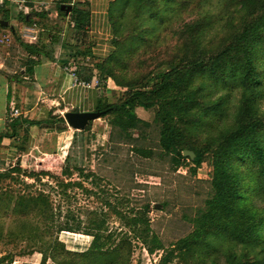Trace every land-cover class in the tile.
<instances>
[{
    "label": "rangeland",
    "instance_id": "374dc122",
    "mask_svg": "<svg viewBox=\"0 0 264 264\" xmlns=\"http://www.w3.org/2000/svg\"><path fill=\"white\" fill-rule=\"evenodd\" d=\"M43 1L47 0H25L23 6L32 9L33 18L36 10H43ZM64 1L71 3V0H57L47 8L57 10L59 4L68 5L63 3ZM108 1L75 2V7L87 10L88 14L87 19L79 20L77 28L73 23L74 14L70 15L74 10L70 4L72 10L65 12L68 18L59 15L53 20L42 19L37 28H44L45 31L47 28L46 32L41 31L42 38L59 45L61 52L64 49L67 51L72 59L68 62V68L77 74L78 79L83 76L85 79L87 76H95L93 86L99 88V100L92 112H101L104 106L108 105L117 108L125 100L134 98L135 103L140 102L148 106L147 109H134L137 118L148 125H138L135 130L130 131L128 137L115 124V119L120 113L118 110H111L79 131L62 125V120L57 118L63 117V114L55 109L57 111L47 117L55 124L50 129L52 134L45 138L40 150L48 153L50 157H44L46 159H42L41 164H38L39 160L23 161L18 155L34 147V143L43 138L42 128L34 131L25 128L19 131V135L15 136L19 139H11V145L17 149L16 153L7 156L0 150V264H40V253L46 252L47 242L55 243L54 231L48 235L46 241L38 218L32 216L34 212L22 209L26 208L24 203L20 206V212L13 211L16 202H26L41 192L49 193L53 206L59 209V214L55 216L57 222L80 226V231H74L76 233L59 234V241L65 250L73 253L87 251L93 242L89 235L95 234V231L89 232V228H96V224H101V231L96 233L99 234L96 239L98 247L110 248L119 240L125 239L131 243L128 245L132 251L130 264H157L161 252L147 254L141 240L128 227L129 222L140 217L145 208L149 207L147 216L151 231L165 247L169 248L187 236L192 231L194 217L207 210L208 202L216 194L211 185V178L214 161L219 152L218 147L223 145L229 132L233 133L241 124L253 120L245 112L247 100L241 89L220 86L212 102L202 101L212 89L209 81L207 86L202 85L204 77L194 78V74L199 72L196 63L198 64L202 56L204 59L213 57L215 52L206 54L202 47L197 49L195 45L197 37H202L210 47L216 43L226 45L227 30L232 29V24L240 19L242 23H252L262 11L264 0H143L142 3L146 5L148 12L138 23L141 24L140 28L133 33V36H136L141 32L142 45L134 54H126L120 58L111 70L123 86H116L113 80L114 85L111 81L108 83L107 78L100 76L97 65L110 58L115 50L114 42L124 46L120 42L131 35L125 34L116 38L111 28L107 30L108 24L90 29V10H106ZM21 8L22 4L8 1L0 8V19L7 16L8 19L13 18L18 22L15 43H8V39H4L8 44H0V51L4 50L6 61L9 59L7 64L11 71L25 67L22 66L26 62H22L23 59L30 62L27 53L18 52L22 48L20 44L29 40L22 33L21 23L25 22L23 13H19ZM136 13L137 10H134L133 15ZM153 25L156 30L149 37L142 33ZM234 32L236 30L231 32V38ZM263 37L264 33L255 47L252 60L260 78H264ZM43 51L44 56L51 59V53H58L59 49L52 47ZM231 54L235 59L232 64L241 65L240 56ZM12 57L15 59H11ZM39 60L37 57V62ZM84 63L87 65H83ZM65 67L67 65H64ZM104 68L108 69V65ZM172 72L176 79L173 82L181 92L174 99L176 104L167 107V99L163 96L161 88L172 81L166 79ZM183 76L184 82L180 80ZM78 87L85 89L82 85ZM187 88L189 90L185 93ZM138 90L146 92V97L134 96ZM252 91L253 94L251 93L248 99L255 102L259 90ZM16 92L15 95L22 102L18 95L21 96L23 91L19 88ZM80 98L81 94L76 93L75 99ZM68 108V112L79 110L78 106ZM223 108H229L224 123L229 126L228 129L223 127L220 118L214 117V114ZM160 112L163 116L186 114L184 118L174 115L177 130L174 143L177 152L173 154H168L162 149L161 121L158 120ZM43 113L42 116L46 115L47 111ZM22 116L18 119H24ZM259 119L263 125L264 100L259 105ZM12 120L14 119L10 117L8 107L6 124H11ZM199 121L206 122L207 126L203 131L197 126ZM19 128L21 129L22 125H19ZM5 134H9V130ZM260 134H263L261 141H264V131L260 130ZM185 151L193 153V157L185 155ZM56 152L59 154L56 155ZM67 156L65 176L62 170ZM195 157H199L198 163L194 160ZM12 168H20V171L13 172ZM242 171L243 168H240V172ZM245 174L246 172L243 173ZM56 182L60 185L57 186ZM67 183L70 187L63 193L60 187ZM156 206L159 207L155 208ZM235 206L239 213H251L256 216L255 219L264 218V203H260L257 198L252 202L241 200ZM46 256H50V251H47ZM243 256L244 253L239 257L240 261L244 260ZM187 257L191 263L204 264L197 251L189 252ZM57 259L63 263L62 253ZM69 260L72 261L71 257ZM77 261L75 257L73 264ZM45 264L54 263L46 258ZM171 264L185 263L181 259H174Z\"/></svg>",
    "mask_w": 264,
    "mask_h": 264
},
{
    "label": "trees",
    "instance_id": "16d2710c",
    "mask_svg": "<svg viewBox=\"0 0 264 264\" xmlns=\"http://www.w3.org/2000/svg\"><path fill=\"white\" fill-rule=\"evenodd\" d=\"M142 2L143 0H114L108 6L107 18L112 33L116 38H121L125 34L131 35L130 38H126L123 42H120L124 46H119L118 42H114L115 50L112 52L110 58L97 65L100 76L107 79L110 78L116 83V86L123 85L120 84V79H117L111 70L119 62L120 58L122 59L126 54H134L142 45L141 32L133 36V33L140 28L141 24L138 23L145 18V14L148 12L145 9L146 5ZM63 3L68 4L66 6L70 4L66 1ZM61 6H64V4H59L56 11L58 15L62 16L66 13L65 10L61 9ZM72 9V11L70 10V15L74 14L73 23L77 28L79 20L84 21L88 18L87 10H79V7L77 8L74 5ZM134 10H137L135 15H133ZM34 15L41 20L44 17L40 13ZM29 19H31V14L23 16L26 24ZM0 21L9 22V19L6 16V18L0 19ZM263 22L264 4L262 11L252 23H242V19H240L235 24H232V29L227 30L228 36L225 38V41L228 42L226 45H223L224 43H216L215 46L210 47L205 44L202 37H197L195 45L197 49L202 47L206 54H210L212 51L215 52L213 57L210 56L204 59L202 56L198 64L196 63V69L199 72L194 74V78L204 77L205 81L202 85L207 86L206 84L209 81L210 88L212 89L211 92L205 95L202 101L204 103L208 101L212 102L220 86L241 89L243 91L242 95H245L244 97L247 100L245 112L253 120L248 121L246 124H241L233 133L229 132V136L223 142V145L218 147L219 152L214 161L211 178V185L214 187L216 194L208 202L207 210L194 217L192 231L187 236L170 245L169 248L165 247L161 240L151 231L150 221L147 216L149 207L145 208L140 217L129 222L128 227L141 240L143 249L147 254L154 255L157 252H161L157 264H171L174 259H181L185 264H196L197 262L191 263L187 257V254L191 251L199 252L204 264L206 262L210 264H264V218L259 217L255 219L256 216L251 213H239L237 212L238 208L235 206L238 202L245 199L252 202L257 198L260 203H264V141H261L263 134H260V130L264 131V124L261 125V120L259 119V105L264 100V78H260L257 75L252 63L255 56L254 52L256 51L255 47L261 41V34L264 33ZM0 28L4 27L0 26ZM155 30L156 27L153 25L150 26V29L146 28L142 33L149 37ZM233 30H236V32H234L231 38ZM20 46L30 56L40 57L44 55V46L39 47L26 43L20 44ZM231 53H236L240 56L241 65L232 64V61L235 59ZM37 63L31 61V65L33 66ZM105 65H108V69L104 68ZM26 71L32 73V69L27 68ZM173 75L172 72L168 74L167 78L165 77L168 81H172L167 86L161 88L163 96H166L167 99V107L176 104V100L174 99L181 92L173 82V80H176ZM184 77L180 79L182 82L185 81ZM189 88L185 90V93L188 92ZM252 90H259L255 102L248 99L253 92ZM134 96L144 98L146 97V92L138 90L134 93ZM135 102L134 98H130L117 108L108 105L104 106L105 108L101 111L103 114H108L111 110H118L120 114L115 119V124L128 137H130V131L135 130L138 125H148L137 118L134 112L135 107L147 109L148 106L144 103ZM228 110L229 108H223L214 114V117L220 118L221 124L225 129L229 128L228 125H224ZM241 114H243V109ZM174 115L182 118L186 117V114H166V116H163L162 112L158 114V120L161 121L160 142L162 143L163 151L168 154L177 152L174 143L177 133ZM197 123L198 128L202 129V131L207 126L205 121ZM19 125L40 127L41 122L23 118L21 120L18 118L12 120L11 124H9L12 130L11 135H9L10 138L17 134V131L20 129ZM195 130L198 131V129ZM67 160L68 156L64 161V168L62 170V174L65 176H67V165H65ZM194 160L198 163L199 157H195ZM240 168H243L242 172H240ZM12 169L13 172L20 171V168ZM244 172H246L245 175H243ZM56 185L58 186L60 183L56 182ZM69 187L70 184L67 183L63 184L60 188L65 193ZM23 203L26 208L22 209L34 212L33 218H38L39 226L46 236V241L52 231L56 235L55 243L51 244L47 242L48 248H46V252L40 253L42 255L40 264H45L46 258L54 264H73L75 257L78 260L75 264H130L132 251L130 246H128L131 245L128 240H119L117 244L110 248L101 249L98 247L96 239L99 234L96 233L101 231V224H96L94 226L96 228H89L90 230L88 231H95V234L89 235L93 238V242L91 244L92 247L87 251L73 253L65 250L59 241V234L62 232L76 233L74 231H80V226L55 220L59 209L53 206L49 193L41 192L37 197L26 202H16L13 206V211L16 213L20 212V206ZM47 251H50L49 257L46 256ZM61 253L63 263L57 259ZM242 253H244V260L240 261L239 257ZM70 257L72 261L69 260Z\"/></svg>",
    "mask_w": 264,
    "mask_h": 264
},
{
    "label": "crops",
    "instance_id": "0c3cea01",
    "mask_svg": "<svg viewBox=\"0 0 264 264\" xmlns=\"http://www.w3.org/2000/svg\"><path fill=\"white\" fill-rule=\"evenodd\" d=\"M54 1L56 2L57 0H47L42 2L44 7L41 14L44 15V21H47L46 18L53 20L57 19L59 16L56 10H49V8H47L48 5L52 4ZM112 1L114 0L108 1L106 10L98 8H92V10H90L92 13L89 15L91 30L94 29L95 26L101 27L104 24L109 25L106 12L108 10L109 3ZM19 13H21V11ZM68 17L69 16L65 14L64 18ZM16 24H18L16 19L10 18L8 22L9 28H7L8 26L6 28H0V44L5 45L8 43H15L14 38L18 33L16 30ZM21 25V28H23L22 33L25 37V29H28L29 26L27 24L25 25L23 22ZM108 25L107 30L110 29V26L108 28ZM52 28L55 29V27ZM95 30L98 31V29ZM41 31H45V29L37 28L33 34L35 39L32 41L27 40L25 43L29 45H37L39 47L44 45V50H47V48L51 49L52 47L59 49L58 53H51V59H48L42 55L39 57L40 60L38 63L33 66L31 65V61L37 62V57L28 55L30 62H27V60L24 59L22 60V62L26 61L25 65L22 64V66L25 67L19 68L18 71H11L9 69V65L7 64L9 59L6 61L5 57L3 56L4 50L0 51V150L3 151L2 153H6L7 156L13 155V152L16 153L17 149L14 145H11V139L17 138L15 136L17 134L19 135V131H23L25 128L29 129L30 131L42 128L41 130L44 132L43 138L39 141H36L34 143V147L27 149L21 153V155H18V157H21L23 161L30 159L39 160L38 164H41L40 162L42 159H46L44 157H50L48 153L46 154L44 151H40L41 146L44 145H42V143L45 141V138H48L52 134L50 129L55 125L51 121V118L47 117H50V115H52V113L55 111L60 110V112L63 114V117L60 116L57 119L64 120V115L68 113L67 110L70 109L68 108L70 106H74V108L75 106H78L79 110H75L74 112H92L96 108L99 100V88H95L93 86V82L96 81L95 76H87L86 79L84 76L80 77L79 80L82 79L80 81L87 83L88 87H84L85 89H81L79 87L77 88V86L74 85V79L71 77L68 70H64V65H67L68 68V65H70L68 62L72 60L68 56L67 51L64 49V52H61L60 50L62 48H60L59 45L54 44L53 41L42 38ZM4 39H8V43H6ZM18 52L22 54L26 53L23 48H20ZM11 59L15 58L12 57ZM83 65L87 64L84 63ZM27 68L32 69V73L27 72ZM28 80L30 82H26ZM108 80V83L110 81L112 82L110 78H108ZM112 85H114L113 82ZM19 88L23 91L21 96L18 95L22 102H20L18 97L15 95V93H17L16 89ZM76 93L81 94V98L79 100H76L77 97L75 99ZM12 100H14V106L19 111L20 116L23 115L22 117H24L26 120L41 122L40 127L22 125V128L17 131V134L10 138L9 135H11L12 130L11 127L6 124L5 115L8 107L9 109L11 107L10 104ZM41 107L42 110H40ZM44 111H47V113L46 115L42 116ZM61 123H64L62 125L67 126L65 120ZM42 125H44V127H42ZM8 130L9 134H5L8 133ZM18 139L19 138H17V140ZM57 154L59 153L56 152V155Z\"/></svg>",
    "mask_w": 264,
    "mask_h": 264
},
{
    "label": "built area",
    "instance_id": "2783aa9c",
    "mask_svg": "<svg viewBox=\"0 0 264 264\" xmlns=\"http://www.w3.org/2000/svg\"><path fill=\"white\" fill-rule=\"evenodd\" d=\"M5 1H8V2H11L13 4H17V5H20L22 4V8H21V13H23V15L27 16V15H30L31 14V11L32 9L28 8L27 6H23L25 2V0H0V8L5 4ZM78 1H82V0H71V3L70 5L72 6L75 2H78ZM36 13H42L41 10H36ZM41 21V19H39L38 17H31V19H29L27 25L29 26L28 29H25V38L29 39L30 41L34 40L35 39V36H33L35 30L37 29V25L39 24V22ZM65 71L68 70L69 74L71 75V77L74 79V85L76 86H79V85H82V87H88V84L85 83V82H81L77 76L75 75V73L71 72L69 70V68L65 67L64 68ZM10 117L13 118V119H16L20 116V113L19 111L15 108L14 106V100L11 101V104H10Z\"/></svg>",
    "mask_w": 264,
    "mask_h": 264
},
{
    "label": "water",
    "instance_id": "95a60500",
    "mask_svg": "<svg viewBox=\"0 0 264 264\" xmlns=\"http://www.w3.org/2000/svg\"><path fill=\"white\" fill-rule=\"evenodd\" d=\"M62 10H65L66 13L70 11L69 6H61ZM0 26L6 28L8 26V22L0 21ZM103 112L96 111V112H68L64 115L65 122L69 127L74 130L82 131L84 130L90 122H93L100 118ZM185 155L189 157H193V153L185 151ZM156 206L155 208H158Z\"/></svg>",
    "mask_w": 264,
    "mask_h": 264
}]
</instances>
